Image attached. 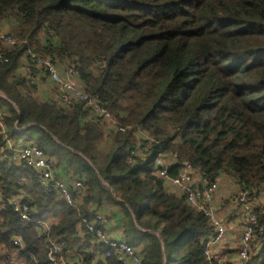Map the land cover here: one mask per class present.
<instances>
[{
    "label": "trees",
    "instance_id": "obj_1",
    "mask_svg": "<svg viewBox=\"0 0 264 264\" xmlns=\"http://www.w3.org/2000/svg\"><path fill=\"white\" fill-rule=\"evenodd\" d=\"M1 20L31 45L41 35L40 53L71 61L81 85L125 131L112 133L101 153L104 129L84 120L81 105L67 111L27 94L14 53L0 65V93L10 101L0 98L7 136L35 135L84 188L79 205L69 206L56 190L45 192L32 169L0 161V264H51L46 235L35 225L50 219L49 236L64 242L73 264H93L105 249L81 222L106 206L120 208L124 239L141 264H208L203 245L213 228L166 190L153 163L159 153H175L213 183L226 175L239 187L264 190V0H0ZM137 128L153 144L130 165L125 157ZM12 197L28 204L35 222L3 207ZM259 219L264 224V214ZM251 248L246 264H264V239ZM97 264L117 263L109 257Z\"/></svg>",
    "mask_w": 264,
    "mask_h": 264
},
{
    "label": "built area",
    "instance_id": "obj_2",
    "mask_svg": "<svg viewBox=\"0 0 264 264\" xmlns=\"http://www.w3.org/2000/svg\"><path fill=\"white\" fill-rule=\"evenodd\" d=\"M21 53L20 76L28 85L38 86L47 81L51 87V100L62 106L64 110H71L76 105H81L87 112L84 120H93L100 123L104 129V134L108 137L112 133L125 131L112 114L101 104L98 98L90 94L81 85L79 70L69 60L67 62L55 60L51 56L40 53L39 50L29 43L27 38L17 39L8 30L0 28V65L11 62L12 53ZM0 98L4 96L0 93ZM6 111L0 109V136L4 140V147L0 149V161L7 162L16 166H24L35 171L41 181L45 192L56 190L58 196L67 205L76 207L83 195V182L77 178L65 176L63 170L52 158L47 157L45 152L38 147L36 139L31 138L16 142L9 138L6 133L4 117ZM136 146L128 150L126 163L133 164L138 159H145L147 150L151 148L153 139L148 133L137 128L134 131ZM153 175L164 181L167 191L184 198V201L196 212H200L208 220L213 228V234L204 241L203 256L208 264H246L251 252L252 243L258 238L264 239V224L260 222L259 216L264 214L263 202L264 190L257 194L253 188L239 187L232 197L227 196L228 202H232L239 208V224L235 225L233 232H238L237 238L232 236L235 243L232 252H224L221 245L227 239L228 230L216 207L217 180L211 182L195 168L190 162L179 160L175 153H159L154 163ZM177 167L176 176H170L168 170ZM226 176V175H225ZM231 177V176H228ZM255 194H257L255 196ZM7 205L11 210L25 222H35L31 217V209L20 197L6 199L3 207ZM262 207V208H261ZM106 211H98L94 220L88 222L83 219L81 224L86 231L92 234L93 239L98 245L105 249L104 254H99L93 264L113 257L117 264H141L142 256L138 250L130 246L124 239V233H120V238L111 232V223L106 217ZM53 219L37 221L36 230L40 236L46 235L47 260L51 264H73L77 260L69 259L64 253L66 247L64 242L49 236ZM100 224V226H98ZM102 226V227H101ZM81 235V231H80ZM238 241V242H237ZM15 245L20 242L15 239ZM223 252V253H222ZM5 264V263H3ZM9 264H17L11 260ZM23 264V263H21ZM79 264H86L81 262Z\"/></svg>",
    "mask_w": 264,
    "mask_h": 264
},
{
    "label": "crops",
    "instance_id": "obj_3",
    "mask_svg": "<svg viewBox=\"0 0 264 264\" xmlns=\"http://www.w3.org/2000/svg\"><path fill=\"white\" fill-rule=\"evenodd\" d=\"M13 24L14 23H12L8 20H1L0 21V28L8 30L10 33H13L14 29H15ZM36 42H37L36 45L35 44L34 45L38 49V47H41V35H39L37 37ZM14 55L15 56L17 55L16 56V59H17L16 75L20 76V71H21L20 67H21V64L23 63L22 59H20L21 53H14ZM29 88L30 89H28V92H26V93L33 96L37 101L44 103V102H49L51 100V87L47 81H45L43 83V79H42V82L40 85H38V86H30L29 85ZM3 99H6V97L4 96ZM8 102L10 103V101H8ZM11 105L14 106V108L16 109L14 104L11 103ZM2 108H3V110L6 111V107H0V109H2ZM110 137H108L107 135L104 134L103 138H102L103 141L97 145L98 150L103 154L107 153L110 149V144L112 142ZM31 138L36 139V136L34 135ZM23 140H26V137H22V138L17 139V141L16 140H14V141L22 142ZM106 143L108 144V148H107V150L102 151L101 146L105 145ZM52 159L55 160L54 158H52ZM55 161L60 166V163L58 162V160H55ZM60 167L62 169V166H60ZM235 189H236V184H235V181L232 177L223 176V177L217 179V189L215 191L217 204H216L215 210H217V212L219 213V215L223 219L225 226L228 230V233H227L228 237H227L225 243L221 245V248L224 250V252H227V253L232 252V250H234L233 247L236 244L232 242V236L237 238V235L239 232V231L233 232V228H232L235 225L239 224L238 223L239 222V217H238L239 208H238V206H235L234 203L228 202L227 201L228 199H225V198H227V196L230 193L235 192ZM259 200H260V202L264 201V199L261 200V198ZM262 204L264 206V202ZM103 210L110 213V216L112 217V221H110V223L112 225V227L110 229L112 234H115L116 237L120 238V233L123 232L122 229H123V219H124L122 216V212H121L120 208L118 206L117 207H115V206H108L107 207L106 206ZM53 220H55V219H53ZM1 264H3V263H1Z\"/></svg>",
    "mask_w": 264,
    "mask_h": 264
},
{
    "label": "rangeland",
    "instance_id": "obj_4",
    "mask_svg": "<svg viewBox=\"0 0 264 264\" xmlns=\"http://www.w3.org/2000/svg\"><path fill=\"white\" fill-rule=\"evenodd\" d=\"M12 34L14 35V32H13ZM107 148H108V144H107V143H106L105 145L101 146V150H102V151L107 150ZM233 194H234V192H233V193H230L228 196H229V197H232Z\"/></svg>",
    "mask_w": 264,
    "mask_h": 264
},
{
    "label": "water",
    "instance_id": "obj_5",
    "mask_svg": "<svg viewBox=\"0 0 264 264\" xmlns=\"http://www.w3.org/2000/svg\"><path fill=\"white\" fill-rule=\"evenodd\" d=\"M120 201V200H119Z\"/></svg>",
    "mask_w": 264,
    "mask_h": 264
}]
</instances>
